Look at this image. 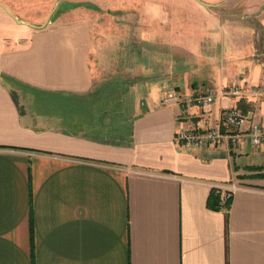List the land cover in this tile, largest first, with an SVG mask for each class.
Here are the masks:
<instances>
[{
	"label": "crops",
	"instance_id": "crops-1",
	"mask_svg": "<svg viewBox=\"0 0 264 264\" xmlns=\"http://www.w3.org/2000/svg\"><path fill=\"white\" fill-rule=\"evenodd\" d=\"M54 20L0 46V264H264V144L177 139L223 127L230 107L264 124V19L128 81L96 78L110 36L89 17ZM214 192L228 209L208 206Z\"/></svg>",
	"mask_w": 264,
	"mask_h": 264
},
{
	"label": "rangeland",
	"instance_id": "rangeland-1",
	"mask_svg": "<svg viewBox=\"0 0 264 264\" xmlns=\"http://www.w3.org/2000/svg\"><path fill=\"white\" fill-rule=\"evenodd\" d=\"M0 4L25 23L0 7V46L24 30L40 29L26 22L45 24L44 28L60 16L84 15L96 30L110 36L103 41L102 54L92 55L96 78L127 81L173 75L176 67L191 65L194 43L219 52L222 44L209 36L223 25L251 34L262 32L264 19V0H0Z\"/></svg>",
	"mask_w": 264,
	"mask_h": 264
},
{
	"label": "built area",
	"instance_id": "built-area-1",
	"mask_svg": "<svg viewBox=\"0 0 264 264\" xmlns=\"http://www.w3.org/2000/svg\"><path fill=\"white\" fill-rule=\"evenodd\" d=\"M228 94L239 95L241 93L237 86L226 91ZM264 98V90L262 91ZM214 100L212 93L207 95L190 94L178 97L174 93L167 94L164 102L180 101L187 105H208ZM223 127L212 126L208 128H188L177 133V139L190 148H201L207 146H219L222 143L236 145L242 137H246L252 146L264 144V124L253 122L247 125V117L238 107H230L223 111ZM236 186H234V189Z\"/></svg>",
	"mask_w": 264,
	"mask_h": 264
},
{
	"label": "trees",
	"instance_id": "trees-1",
	"mask_svg": "<svg viewBox=\"0 0 264 264\" xmlns=\"http://www.w3.org/2000/svg\"><path fill=\"white\" fill-rule=\"evenodd\" d=\"M231 203L230 197H222L220 193H212L208 199V206L213 209L225 208L228 209Z\"/></svg>",
	"mask_w": 264,
	"mask_h": 264
},
{
	"label": "water",
	"instance_id": "water-1",
	"mask_svg": "<svg viewBox=\"0 0 264 264\" xmlns=\"http://www.w3.org/2000/svg\"><path fill=\"white\" fill-rule=\"evenodd\" d=\"M1 6H3L4 8H6L4 5L1 4ZM6 10L8 11V9L6 8ZM9 12V11H8ZM54 12V10H53ZM53 12L48 16L47 22L49 21V19L51 18ZM10 13V12H9ZM18 22H22V20L18 19L17 16H15L14 14L10 13ZM24 22V21H23ZM27 24H29L30 26L36 27V28H42L45 24L41 25V26H36L33 25L31 23L26 22Z\"/></svg>",
	"mask_w": 264,
	"mask_h": 264
}]
</instances>
